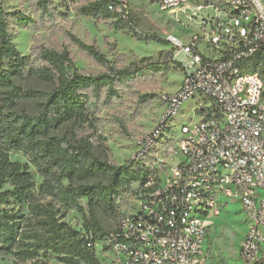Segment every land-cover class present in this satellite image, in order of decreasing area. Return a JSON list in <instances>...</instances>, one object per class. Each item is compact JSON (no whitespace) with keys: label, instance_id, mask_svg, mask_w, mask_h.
<instances>
[{"label":"built area","instance_id":"built-area-1","mask_svg":"<svg viewBox=\"0 0 264 264\" xmlns=\"http://www.w3.org/2000/svg\"><path fill=\"white\" fill-rule=\"evenodd\" d=\"M155 1L186 21L184 35L168 39L182 72L161 96L169 132L146 142L148 178L117 228L87 247L98 264H223L206 247L211 219L237 200L249 222L240 264H264V0ZM188 100L198 121L177 129Z\"/></svg>","mask_w":264,"mask_h":264},{"label":"trees","instance_id":"trees-1","mask_svg":"<svg viewBox=\"0 0 264 264\" xmlns=\"http://www.w3.org/2000/svg\"><path fill=\"white\" fill-rule=\"evenodd\" d=\"M32 1L34 11L52 15L51 0ZM5 2L0 0V257H11L13 264H48L50 256L64 264H98L87 243L106 238L110 231L102 229L92 206L114 213L118 188L134 183L135 192L145 183L149 171L138 160L121 165L102 161L86 139L72 144L51 131L68 122L79 126L86 123L101 94L105 99L117 96L118 82L130 83L161 65L167 70L168 63H174L172 51L161 62L142 57L126 67L112 68L96 46L77 40L81 49L109 71L89 75L70 72L73 62L66 51L34 45L28 55H23L16 49L12 42L14 29L30 26L34 21L21 9L7 8ZM76 10L84 16L112 19L115 29L132 28L122 0H90ZM145 40L170 44L154 37ZM30 77L51 84L52 88L41 91L23 86L22 82ZM36 98L43 99L38 113L21 107L22 100ZM11 152L26 157L42 177L39 194L51 197L63 209L83 211L79 201L88 199L91 208L84 219L83 235L60 221L52 206L35 196V182L27 164L12 161ZM94 178L100 180L81 183ZM101 179H106V183ZM5 184L10 189H2Z\"/></svg>","mask_w":264,"mask_h":264},{"label":"rangeland","instance_id":"rangeland-1","mask_svg":"<svg viewBox=\"0 0 264 264\" xmlns=\"http://www.w3.org/2000/svg\"><path fill=\"white\" fill-rule=\"evenodd\" d=\"M51 1L53 12L51 16H47L34 11L32 0H6L7 8L21 9L34 21L27 27L17 26L14 29L12 42L23 55H28L34 45H43L57 51L68 52L73 62L70 72L77 71L89 75L109 71L106 65L101 64L81 49L77 40L96 46L112 68H122L132 62H137L142 57H149L150 62H161L164 56L172 51L170 44L147 41L146 38L168 40L170 36L184 35L182 26L186 23L185 18L180 16L177 22L175 16L160 11L155 0H122L132 20L131 29L128 27L115 29L112 19L79 14L77 7L90 0ZM182 57L180 54L178 60ZM182 62L185 64L188 59H182ZM168 64L167 70H164L161 65L156 70L145 71L130 83L118 82L117 96L105 99L104 94H101L95 107L90 109L86 123L79 126L68 122L52 129L51 133L63 137L72 144L80 139H86L95 156L114 165H121L132 159L149 163L153 158L150 153L145 160H142L141 156L148 146L146 142H150V137L156 133V130L162 128L164 103L161 96L175 92L182 80V72L178 64ZM22 85L41 91H48L52 88L51 84L34 77L26 79ZM42 100V98L22 100L20 105L28 112L36 114L40 110L39 104ZM195 109L196 100H188L181 106L174 122L177 129L182 124L198 121ZM162 130V133H157L155 140L167 138L169 131L165 128ZM9 157L12 161L27 164L28 171L35 182V196L42 203L52 206L60 221L83 235L84 219L91 208L88 199L82 198L79 201L83 211L63 209L51 197L39 194L38 187L42 177L22 153L11 152ZM99 180V178H94L81 183H93ZM101 181L106 183L107 180L101 179ZM135 188L134 183L128 187L118 188L117 206L114 213L104 212L98 205L92 206V211L102 229L113 231L117 228L122 214L133 205L132 193ZM2 189H10V186L5 184ZM11 207L18 208L13 205ZM211 222L212 231L206 243L207 247L209 242L210 253L219 258L223 264H240L237 250L249 224L241 202L228 200V203L221 209L220 215L212 218ZM0 264H13L12 258L0 257ZM48 264L64 263L55 256H50Z\"/></svg>","mask_w":264,"mask_h":264}]
</instances>
